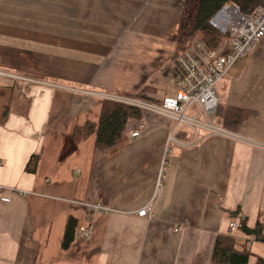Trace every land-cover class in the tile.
<instances>
[{"label":"crops","instance_id":"1","mask_svg":"<svg viewBox=\"0 0 264 264\" xmlns=\"http://www.w3.org/2000/svg\"><path fill=\"white\" fill-rule=\"evenodd\" d=\"M198 4L0 0V184L26 193L0 202V264H215L219 234L246 242L248 264L264 258V242L230 227L237 209L264 223V37L217 84L216 123L238 138L182 126L168 142L172 121L151 112L111 148L74 138L104 98L175 94ZM228 109L252 114L227 125ZM70 217L89 236L77 228L65 248Z\"/></svg>","mask_w":264,"mask_h":264},{"label":"built area","instance_id":"2","mask_svg":"<svg viewBox=\"0 0 264 264\" xmlns=\"http://www.w3.org/2000/svg\"><path fill=\"white\" fill-rule=\"evenodd\" d=\"M210 25L219 33V46L210 48L199 35H192L187 46L175 56L176 92L159 102L145 101L131 96H111L114 99L138 107L143 112L166 117L172 121L168 142L182 126L190 127L196 134L198 129L207 134H218L238 138L226 128L217 125L218 108L217 84L227 75L230 67L241 57L251 53L264 37V5L252 12L244 13L239 3L228 0L209 19ZM2 75H9L0 71ZM141 135V129L132 131L131 137ZM166 173L162 167L160 175ZM11 193L25 195V191L0 184V202L10 201ZM104 210L102 206H95ZM153 206L148 204L138 211L139 216L152 218ZM230 227H237L235 222ZM78 232L87 237L89 227H78Z\"/></svg>","mask_w":264,"mask_h":264},{"label":"trees","instance_id":"3","mask_svg":"<svg viewBox=\"0 0 264 264\" xmlns=\"http://www.w3.org/2000/svg\"><path fill=\"white\" fill-rule=\"evenodd\" d=\"M228 0H199L193 34L199 35L202 40L212 49L219 46L220 33L213 28L209 19L223 6ZM240 4L244 13L252 12L256 7L264 5V0H233ZM152 91L150 86H145L142 93L135 96L141 100L152 101L154 99L149 94ZM225 112L220 110V117ZM252 112L244 110L228 109V112L222 117L225 124H237L248 118ZM143 111L133 105L120 102L114 99L104 98L102 103L101 115L99 122H88L83 126H78L74 130L75 140H82L95 134V145L100 149L111 148L123 142L127 131V124L130 119H141ZM35 157H32L34 159ZM28 163L26 169L34 172L36 170V160ZM33 161V162H32ZM239 219L237 227L245 234L253 237L258 241L264 242V223L259 219L254 227H249L247 217L241 214L240 209L232 212ZM78 221L70 217L66 226L65 235L62 245L68 248L74 240ZM252 255L246 242H240L231 235L219 234L216 237L212 251V262L215 264H248ZM257 264H264V258L258 257Z\"/></svg>","mask_w":264,"mask_h":264},{"label":"rangeland","instance_id":"4","mask_svg":"<svg viewBox=\"0 0 264 264\" xmlns=\"http://www.w3.org/2000/svg\"><path fill=\"white\" fill-rule=\"evenodd\" d=\"M175 57V56H174Z\"/></svg>","mask_w":264,"mask_h":264}]
</instances>
